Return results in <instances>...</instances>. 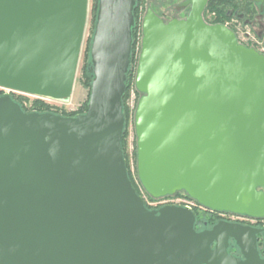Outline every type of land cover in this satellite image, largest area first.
<instances>
[{
	"label": "water",
	"instance_id": "95a60500",
	"mask_svg": "<svg viewBox=\"0 0 264 264\" xmlns=\"http://www.w3.org/2000/svg\"><path fill=\"white\" fill-rule=\"evenodd\" d=\"M209 1L183 3V21L144 18L138 179L153 198L184 192L210 211L262 219L264 56L208 25ZM87 2L0 0V87L68 98ZM136 3L98 0L85 114L26 113L0 96V264H264V227L197 231L194 212L149 210L130 180L123 97Z\"/></svg>",
	"mask_w": 264,
	"mask_h": 264
},
{
	"label": "rangeland",
	"instance_id": "374dc122",
	"mask_svg": "<svg viewBox=\"0 0 264 264\" xmlns=\"http://www.w3.org/2000/svg\"><path fill=\"white\" fill-rule=\"evenodd\" d=\"M95 1L96 0H88L87 2L86 27H85L84 38L80 50L78 67H77L71 95L68 98L62 100H54L51 98L39 97V96L22 94L17 92L15 93V96L21 97L20 104L22 105L26 113H33V112L42 113V114L50 113V114L60 115L63 117H73L75 115L77 116L83 115L87 112L91 87L88 86L89 81L84 74H85V70L88 67V55L90 53L89 49L91 50L90 42L92 45L91 39H93V35H94V28H95L94 17H95V4H96ZM137 1L139 4L138 15H139V22L142 23V31H143V21L148 10H152L155 13L159 14L160 19H162L166 23H169L176 20V18L173 15L174 14L173 9L177 8L178 11L179 7H182L181 3H183V0H136V2ZM255 8L264 14V1L256 2ZM170 13L172 15H170ZM205 19L214 21L216 20V15L215 13L207 12L205 14L204 20ZM183 20H185V17L181 21ZM222 22L229 23L233 31L235 29L234 25H236V28L241 29L242 27L241 22H233L231 19H227ZM139 32H140L141 44H137L136 46V51L134 55V66L132 68L133 75L128 84L126 97L123 104L125 108V119H126L125 132L123 137L124 140L123 152L128 170L133 179L138 178L137 135L135 128V119H136L137 105L139 100L141 99V94L137 90L136 75L138 69L139 56L141 53L140 46L142 45V38H143V36H141V31ZM138 38H139V33H138ZM37 101L40 102V104H37L36 103ZM178 197L184 198L185 196H178ZM245 222L249 224V222L247 221Z\"/></svg>",
	"mask_w": 264,
	"mask_h": 264
},
{
	"label": "trees",
	"instance_id": "16d2710c",
	"mask_svg": "<svg viewBox=\"0 0 264 264\" xmlns=\"http://www.w3.org/2000/svg\"><path fill=\"white\" fill-rule=\"evenodd\" d=\"M95 3L96 4H95L94 25L96 23V15H97V9H98V0H96ZM138 5L139 4H138V1H137L136 7H135V10H134L135 26L132 29L133 49H132L131 65H130L129 73H128V76H127V83H126L127 88H128V84H129V82L131 80V77L133 75L132 74V68L134 66V55H135V51H136V46H137L138 43L141 44V42L138 39V33H140L139 31H141V36H143L142 23L139 22ZM255 6H256L255 3H251L250 0H210L208 5H207V8L205 10L204 18H205V14L207 12L215 13L216 20H214V21L212 20V23L215 24V25L224 24L222 21L227 20V19H231L232 17H239L240 15L248 12L249 9H251V8L254 9ZM155 14L159 17V14H157V13H155ZM91 41H92V39H91ZM90 46H91V42H90ZM89 52H90V49H89ZM84 75L86 76V78L89 81L88 86L91 87L93 79H94V76H93V67H92V64H91L90 53L88 55V67L85 70V74ZM126 92H127V90H126ZM125 97H126V93H125V95L123 97V104H124ZM12 98H13V100L15 102H17L22 107V105L20 104V99H21L20 96H15L14 95V96H12ZM36 103L40 104V102H38V101ZM22 109L24 110L23 107H22ZM75 116H77V115H75ZM75 116H73V117H75ZM124 116H125V108H124ZM122 148H123V151H124V140H123V143H122ZM129 177H130V180L133 183V186L137 189V186L135 185L134 179L132 178L130 172H129ZM175 196H177V197L178 196H185L187 198H190L184 192L183 193H178ZM195 215H196V219H197V221H196V230H198V228H199L198 226H200V228H201L204 225V223H206V222L210 223V225H214L216 223V220L212 219L211 216L207 215V213L205 214V213H201V212H196ZM260 251H261V254H263V249H262L261 244H260Z\"/></svg>",
	"mask_w": 264,
	"mask_h": 264
},
{
	"label": "flooded vegetation",
	"instance_id": "af4514ba",
	"mask_svg": "<svg viewBox=\"0 0 264 264\" xmlns=\"http://www.w3.org/2000/svg\"><path fill=\"white\" fill-rule=\"evenodd\" d=\"M188 0H183V3L187 2ZM251 3H255L256 1L250 0ZM181 3V4H183ZM174 17L176 20H182L184 17L185 19L188 17L190 12V7H179V10L177 11V8H174ZM170 15H172L170 13ZM231 19H236L240 21L243 25V28L246 32V34L249 36L247 37V47L248 49H253L257 53H259L256 50L257 44H262L264 47V14L261 13V11L257 10L256 8H251L248 10V12L240 15L239 17H232ZM260 54V53H259ZM264 56V54H261ZM264 192V189H262ZM207 215H210L212 219L216 220V225L218 222L224 221L229 223H235V224H241L243 226H252L255 228H263L262 224L264 223V218L262 219H256L255 224H247L244 220H238V221H232V216L235 214L231 213H219V212H210L207 213ZM214 225H210V223L206 222L204 225L200 228L198 226L197 231H203L206 229H211ZM231 254H234L235 256L240 257V254L238 250L234 247L230 249Z\"/></svg>",
	"mask_w": 264,
	"mask_h": 264
},
{
	"label": "built area",
	"instance_id": "2783aa9c",
	"mask_svg": "<svg viewBox=\"0 0 264 264\" xmlns=\"http://www.w3.org/2000/svg\"><path fill=\"white\" fill-rule=\"evenodd\" d=\"M233 22H240L236 19H231ZM205 22L208 25H215L212 23V20H208L205 19ZM218 25H223L225 27H227L229 30H231L236 38L237 41L239 43V45L242 46H247V37H249L244 28L243 25L240 28H236L233 31V29L230 27L229 23H224V24H218ZM139 41H140V33H139ZM140 44V43H138ZM256 50L260 53V54H264V47L262 44H257ZM15 91L6 89V88H2L0 87V96H4V95H10L11 97L15 95ZM134 182L135 185L137 186V193L138 195L142 198V200L144 201L145 206L149 209V210H158L161 209L163 207L166 206H177V207H183L186 208L194 213L196 212H201V213H210L212 211L206 209L204 206H202L201 204H199L197 201L191 199V198H187V197H177V196H170V197H164V198H153L151 197L143 188V186L141 185V183L139 182L138 178H134ZM238 220H244L249 222L250 224H255L256 219L254 218H250L247 216H242V215H233L232 216V221H238ZM262 227H264V223L262 224Z\"/></svg>",
	"mask_w": 264,
	"mask_h": 264
},
{
	"label": "bare ground",
	"instance_id": "6f19581e",
	"mask_svg": "<svg viewBox=\"0 0 264 264\" xmlns=\"http://www.w3.org/2000/svg\"><path fill=\"white\" fill-rule=\"evenodd\" d=\"M56 100H62L63 98H55Z\"/></svg>",
	"mask_w": 264,
	"mask_h": 264
}]
</instances>
